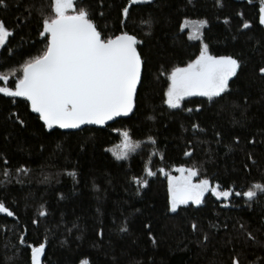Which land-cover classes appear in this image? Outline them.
<instances>
[{
    "label": "trees",
    "instance_id": "16d2710c",
    "mask_svg": "<svg viewBox=\"0 0 264 264\" xmlns=\"http://www.w3.org/2000/svg\"><path fill=\"white\" fill-rule=\"evenodd\" d=\"M74 2L89 10L105 36L127 31L143 41L136 109L103 129L65 132L47 129L26 100L0 94V202L14 213H0V264H31V246L42 243L41 264H264V194L251 201L242 195L264 184L259 0H152L132 5L127 20L128 0ZM5 3L0 21L11 35L0 50V75L9 79L0 86L14 87L22 63L47 46L39 35L41 13L51 14L52 0ZM148 17L151 29L142 23ZM185 20H206L209 51L237 57L242 67L213 102L191 97L172 109L165 103L169 76L201 51L182 29ZM244 22L251 27L244 29ZM124 131L141 145L126 161L111 153ZM147 166L156 175L143 188L135 181L147 179ZM177 167L195 168L198 180L233 194L225 199L210 192L202 205L172 212L164 172Z\"/></svg>",
    "mask_w": 264,
    "mask_h": 264
},
{
    "label": "snow or ice",
    "instance_id": "6c2138e0",
    "mask_svg": "<svg viewBox=\"0 0 264 264\" xmlns=\"http://www.w3.org/2000/svg\"><path fill=\"white\" fill-rule=\"evenodd\" d=\"M150 2L128 0L122 9L123 19L129 17L132 5ZM0 5L7 7L5 0H0ZM51 9V14L46 18L41 13L42 30L39 35L46 39V48L41 55L23 62L18 69L20 74L15 79L14 87L0 86V94L14 98L13 102L17 97L25 98L30 102L31 110L39 114V119L49 130L55 126L77 129L81 125H105L133 113L145 63L137 45L143 41L127 31L105 36L91 18L89 10L86 7L77 8L74 0H52ZM142 23L151 29L153 20L148 17ZM259 23L264 25V0H259ZM206 24V20L195 22L192 32L199 34ZM188 26L185 20L183 27ZM242 27L250 28L251 22H244ZM10 35L11 32L0 21V47L4 46ZM241 67L239 58L213 55L209 45L204 43L202 51L194 60L172 70L165 103L169 108L178 109L186 97L193 96L207 97L208 102H213L214 98L229 90V82L237 77ZM259 73L264 76V67L259 69ZM8 79L7 75H0V81L7 82ZM187 111L191 112L192 109ZM16 119L24 124L18 114ZM194 128L198 129L199 125H194ZM123 137L119 150L114 152L117 159H127L130 153L141 147L139 142L131 140L128 131L123 132ZM150 141L155 144L154 139L150 138ZM176 171L180 173L179 176L164 172L168 177L172 212L189 202L200 205L205 193L210 191L216 197L225 199L233 194L231 190H221L219 184L213 187L207 178L196 181L194 178L199 172L195 168L177 167ZM147 175L155 176L156 173L148 167ZM135 182L143 188L148 187L147 179H137ZM258 192L264 194V184H254L242 195L251 201L257 198ZM0 213L14 215L3 202H0ZM45 214L41 212V215ZM192 228L196 230L197 225L194 223ZM121 231L127 232L128 228L122 227ZM100 236H103V230ZM204 239L208 240V236L205 235ZM152 240L155 243V237ZM20 243H25L23 238ZM44 251V243L31 246V264H41ZM82 264H89V261L84 260ZM234 264H239V261L235 260Z\"/></svg>",
    "mask_w": 264,
    "mask_h": 264
},
{
    "label": "rangeland",
    "instance_id": "374dc122",
    "mask_svg": "<svg viewBox=\"0 0 264 264\" xmlns=\"http://www.w3.org/2000/svg\"><path fill=\"white\" fill-rule=\"evenodd\" d=\"M188 21V23H189V26L188 27H183V25H184V22H183V24H182V29L183 30H185V31H188V38H189V40L190 41H192V42H199L200 44H201V51H202V49H203V44L205 43L204 41H203V31H204V29L208 26V23L206 24V25H204L202 28H201V32L199 33V34H195V33H193L192 32V25L195 23V22H197V21H192V20H187ZM264 26V25H263ZM9 38V37H8ZM8 38H7V40H8ZM7 40H6V42H7ZM6 44V43H5ZM4 44V45H5ZM2 49V47H0V50ZM169 82H170V80H169ZM193 97H200V96H193ZM187 98H191V97H186L185 99H187ZM204 98H207V97H204ZM184 99V100H185ZM183 103V102H182ZM123 141H124V138H123ZM122 141V142H123ZM133 142H135V141H133ZM122 144V143H121ZM120 144V145H121ZM119 150V148H118V146L117 147H115V148H113L112 150H111V153L114 155V157H116V155L114 154V152H116V151H118ZM134 153V152H133ZM133 153H130L129 154V157H130V155H132ZM128 157V158H129ZM128 158L127 159H119V160H128ZM149 166H147V168H148ZM147 168H146V171H145V175H146V178H147V180H149L150 178H152L153 176H148L147 175ZM168 173H170L172 176H179L180 175V173L179 172H177L176 171V169L175 170H172V171H170V172H168ZM196 181H199L198 179H197V177H195L194 178ZM211 192V191H210ZM210 192H207V193H205V196H204V199H205V197L210 193ZM204 199H203V202H204ZM203 202L200 204V205H202L203 204ZM189 204H193L194 206H200V205H196V204H194V203H192V202H189ZM189 204H187V205H189ZM180 206H183V205H180ZM179 206V207H180ZM178 207V208H179Z\"/></svg>",
    "mask_w": 264,
    "mask_h": 264
},
{
    "label": "water",
    "instance_id": "95a60500",
    "mask_svg": "<svg viewBox=\"0 0 264 264\" xmlns=\"http://www.w3.org/2000/svg\"><path fill=\"white\" fill-rule=\"evenodd\" d=\"M142 4H146V3H142ZM142 4H139V5H142ZM143 71H144V67H143V69H142V73H141V81H142V77H143ZM140 85H141V83H140V84L138 85V87H137V95H138V91H139ZM17 98H20V99L26 100L25 98H22V97H17ZM26 101H27V100H26ZM27 102H28V101H27ZM28 103H29V106H30V109H31L30 102H28ZM135 109H136V108H135ZM135 109H134L133 113H131L129 116H127V117H119V118H116V119H114V120H112V121L107 122V124H105V125H81V127H80V128H77V129H61V128H59L58 126H55L53 129L58 128V129H61L62 131H65V132H77V131L83 130V129H85V128H100V129H103V128H106V127H108V126H110V125H112V124H114V123L120 121V120H124V119H128V118H130V117L134 114ZM31 111H32V110H31ZM32 113H33L34 115H36L37 117H39V114H38V113H35V112H33V111H32ZM41 121H42V120H41ZM42 122H43V121H42Z\"/></svg>",
    "mask_w": 264,
    "mask_h": 264
},
{
    "label": "bare ground",
    "instance_id": "6f19581e",
    "mask_svg": "<svg viewBox=\"0 0 264 264\" xmlns=\"http://www.w3.org/2000/svg\"><path fill=\"white\" fill-rule=\"evenodd\" d=\"M152 1V0H151ZM147 4V3H146ZM143 5V4H142Z\"/></svg>",
    "mask_w": 264,
    "mask_h": 264
}]
</instances>
